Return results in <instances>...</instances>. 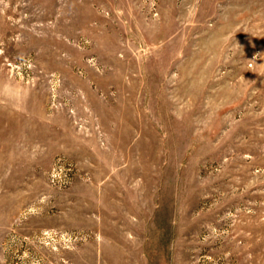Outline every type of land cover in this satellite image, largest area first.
<instances>
[{"label": "rangeland", "instance_id": "obj_1", "mask_svg": "<svg viewBox=\"0 0 264 264\" xmlns=\"http://www.w3.org/2000/svg\"><path fill=\"white\" fill-rule=\"evenodd\" d=\"M0 264H264V0H0Z\"/></svg>", "mask_w": 264, "mask_h": 264}]
</instances>
